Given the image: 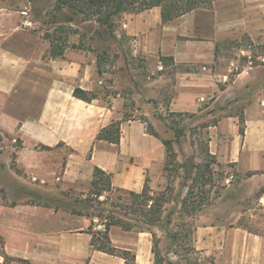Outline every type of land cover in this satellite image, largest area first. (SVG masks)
<instances>
[{
	"label": "crops",
	"instance_id": "crops-1",
	"mask_svg": "<svg viewBox=\"0 0 264 264\" xmlns=\"http://www.w3.org/2000/svg\"><path fill=\"white\" fill-rule=\"evenodd\" d=\"M24 11L0 0V134L17 133L22 139L20 174L2 159L0 174L25 189L31 176H54L62 165L59 190L83 197L90 192L96 166L112 174L116 188L141 192L146 183L163 182L166 146L148 132L147 121L124 118L128 106L122 93L91 103L73 95L77 86L94 90L102 83L93 75L96 65H30L38 61L37 42L43 37L22 26ZM118 24L132 39L133 53L149 61L145 69L162 70L149 81L148 91L158 98L170 81V98L162 110L207 112L214 118L206 127L210 154L221 166L234 168L238 179L258 194L244 224L216 208L212 217L200 211L195 249L216 264H264V65L242 64L239 53L246 52L239 45L245 40L264 39V0H213L210 7L170 22H163L160 8L154 7L125 13ZM229 46L233 57L227 55ZM113 120H122L120 142L96 139ZM61 142L70 149L66 156L59 149L41 148ZM6 193L12 197L11 189ZM72 209L0 199V264H124L123 258L94 248L91 218ZM110 237L115 247L133 251L139 264L154 263L151 232L113 226Z\"/></svg>",
	"mask_w": 264,
	"mask_h": 264
},
{
	"label": "rangeland",
	"instance_id": "rangeland-1",
	"mask_svg": "<svg viewBox=\"0 0 264 264\" xmlns=\"http://www.w3.org/2000/svg\"><path fill=\"white\" fill-rule=\"evenodd\" d=\"M6 1L13 9L25 10L23 13L27 15V18L22 26L40 34L43 38L48 29L49 31L54 29V20L57 19L54 15L57 14L58 18H64L66 14L65 11L56 12L55 0ZM70 24L77 32L70 36L71 46L67 48V53L59 57L56 62H52L49 52L50 41L42 38V42L41 40L37 42L39 46L38 61L35 60L30 65H68V62L75 63L71 65H96L93 75L97 81L100 79L102 83L93 91L106 101H110L116 92L122 93L128 106L125 110L128 114L127 119L147 121V128L148 124H151L152 129L162 140L170 142L171 152H167L166 155L163 182H157L154 187L151 183L148 185L152 195L164 194V213L171 210L176 211L170 230L178 233L179 239L177 243L171 244L161 229L158 227L153 229L161 238L162 253L172 261H177L179 257L195 258L200 256V264H212L211 257L202 255L196 249L199 255L195 252L189 253V249L191 251L195 248L193 233L196 227L195 218L199 212L205 210L204 212L212 217V213L214 215L212 209L216 208L218 209L216 211L222 213L224 217L230 215L231 221L237 218L236 224H244L247 223L249 216L247 210L258 203L255 201L258 194L253 192L254 189H251V186H247L248 183L238 179L235 169L230 166H221L210 154L206 127L215 119L207 117V112L179 115L178 112L162 110V106H166L168 98H170L168 87L170 81L160 88L161 93L158 98L156 94L148 91L147 84L156 79L162 70L156 68L149 71L145 69V65H150L149 61L142 55L133 53L132 39L122 32L120 23H117L115 31L117 39L110 36L106 28L100 27L95 21H83L81 17L77 16L76 20ZM73 44L78 47H74ZM239 45L243 46V50H246L242 54L239 49L242 64L250 62L253 66L264 65V39L260 41L245 40ZM41 47V51L44 50L42 59H40L42 56ZM231 47H228L231 50L227 52L229 57H233L235 53ZM98 60L101 63V74L98 72ZM161 60L164 64H169V61L164 57ZM180 129L184 130L182 134L179 133ZM0 140H5L1 145L3 147L0 148V159L6 160L12 166L13 171L20 174L22 168L17 160L19 158L18 151L22 148V139L19 134L15 133L11 136L0 134ZM41 148L44 149V146ZM52 149H59L61 155L65 156L70 152V149L64 147L62 142ZM48 153L49 151H46L45 157L49 155ZM90 155L91 153H89ZM59 160L62 161L61 158ZM64 163L63 161V165ZM62 172L63 167L60 165L53 173L54 176H31L27 184L28 188L25 189L21 188L20 184L14 180L15 178L10 180L8 174H0V199L4 202L12 200L13 203L39 202L66 210L77 208L88 212L87 206L75 202L76 199L85 201L86 197L76 191L59 190L61 180L59 175ZM9 182L11 183L9 184ZM187 185L193 186L191 193H188ZM10 189L12 197H8L6 193L7 190L10 192ZM109 195L110 198L104 206L119 211H124L121 207L124 204L130 205L133 201V197L127 191L113 190ZM185 198L189 202L188 206L182 203ZM101 199H105V196ZM246 211L247 214H245ZM95 221L99 226L100 221L103 220L96 217ZM170 246L171 253L167 254V249Z\"/></svg>",
	"mask_w": 264,
	"mask_h": 264
},
{
	"label": "trees",
	"instance_id": "trees-1",
	"mask_svg": "<svg viewBox=\"0 0 264 264\" xmlns=\"http://www.w3.org/2000/svg\"><path fill=\"white\" fill-rule=\"evenodd\" d=\"M213 0H55L56 12L65 11V17L57 18L54 20V29H49L44 33V38L50 41V56L52 58L62 57L67 48L71 46L70 36L72 33L77 32L73 29L70 23L76 20L79 16L83 21H95L100 27L106 28L107 32L114 39H117L115 33L118 20L124 13H136L154 7H159L163 22H170L176 18L201 7H210ZM101 34V32H100ZM74 47H78L73 44ZM99 73H102L101 63L98 60ZM73 95L86 102H93L95 99L100 98L99 94L93 90H86L79 86L73 90ZM127 106V105H126ZM182 115L183 113H177ZM128 114L124 113V118L127 119ZM121 123L122 120H113L108 126L99 131L96 136L98 140H106L112 143H119L121 137ZM244 133L243 128L241 129ZM148 132L159 137V135L152 129L151 124H148ZM184 130L180 129L179 133L182 134ZM167 152L170 150V142L163 140ZM44 148L52 149L49 146ZM188 193H191L193 186L187 185ZM127 191L133 197L130 205L124 204L121 207L124 211L112 209L107 204L110 198V193L113 191ZM107 193V195H105ZM163 193L151 194V189L146 183L144 189L137 193L131 190L115 188L112 184V174L104 169L96 166L93 172V179L91 189L85 201L76 199V203L84 204L88 207V212L82 209L73 208L72 212L78 215H86L91 218V224L88 232L92 234V245L98 251L119 256L124 259V264H139L136 261V254L128 249H119L112 243L110 237V230L113 226H120L122 229L131 231H149L153 235V248L154 263L153 264H200L201 257L191 258L179 257L177 261H172L167 255L162 253L160 242L161 238L158 236L154 227L161 229L171 241V244L177 243L179 234L171 232L170 226L173 217L176 213L175 210L168 212L163 211L165 199ZM105 196V199L101 197ZM182 203L186 206L189 205L187 198ZM118 212V213H117ZM123 216V217H122ZM103 220L98 228L95 218ZM199 255V252L193 248L189 253ZM171 253V246L167 249V254ZM212 264H216L214 261Z\"/></svg>",
	"mask_w": 264,
	"mask_h": 264
},
{
	"label": "built area",
	"instance_id": "built-area-1",
	"mask_svg": "<svg viewBox=\"0 0 264 264\" xmlns=\"http://www.w3.org/2000/svg\"><path fill=\"white\" fill-rule=\"evenodd\" d=\"M103 226L102 225H99L98 228H102Z\"/></svg>",
	"mask_w": 264,
	"mask_h": 264
}]
</instances>
